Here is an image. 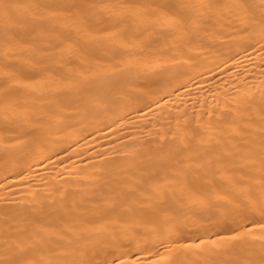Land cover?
Returning a JSON list of instances; mask_svg holds the SVG:
<instances>
[{
  "label": "bare ground",
  "instance_id": "obj_1",
  "mask_svg": "<svg viewBox=\"0 0 264 264\" xmlns=\"http://www.w3.org/2000/svg\"><path fill=\"white\" fill-rule=\"evenodd\" d=\"M264 0H0V264H264Z\"/></svg>",
  "mask_w": 264,
  "mask_h": 264
},
{
  "label": "snow or ice",
  "instance_id": "obj_2",
  "mask_svg": "<svg viewBox=\"0 0 264 264\" xmlns=\"http://www.w3.org/2000/svg\"><path fill=\"white\" fill-rule=\"evenodd\" d=\"M261 28L262 31H264V20L261 21ZM241 231H236L233 233V235L231 237H229V239H238L246 234H251L252 231L254 229H260L261 231H264V223H255L253 222L250 226H244L241 225L240 226ZM145 253V258L141 259L140 257H131L129 254H122L126 257V259H121L119 257H114L112 259V261L108 262H104V264H154V262H151L147 259V257L149 255H151L150 253L147 252V250H142Z\"/></svg>",
  "mask_w": 264,
  "mask_h": 264
}]
</instances>
